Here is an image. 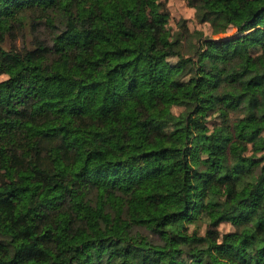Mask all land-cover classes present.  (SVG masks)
Wrapping results in <instances>:
<instances>
[{"label": "trees", "instance_id": "obj_1", "mask_svg": "<svg viewBox=\"0 0 264 264\" xmlns=\"http://www.w3.org/2000/svg\"><path fill=\"white\" fill-rule=\"evenodd\" d=\"M116 1L0 0V264H264V0Z\"/></svg>", "mask_w": 264, "mask_h": 264}, {"label": "rangeland", "instance_id": "obj_2", "mask_svg": "<svg viewBox=\"0 0 264 264\" xmlns=\"http://www.w3.org/2000/svg\"><path fill=\"white\" fill-rule=\"evenodd\" d=\"M169 14V27L176 30L177 24L185 21L189 30H199L204 35L214 39L229 38L236 35V28L230 29L224 35H212L209 24H197L193 19L194 10L190 8L185 0H118L116 2H106L99 5L79 8V17H89L99 21H110L113 19L128 16L130 20L138 27L139 36L132 41L135 48H143L148 43L146 27L150 21L163 22L162 15ZM254 64H264V55L256 57ZM205 93V92H204ZM211 106L207 101L205 107ZM180 109L176 108L175 112ZM250 124H259L258 121H251ZM221 233L229 232L233 228L228 223H221L217 228ZM27 264H43L41 262H29Z\"/></svg>", "mask_w": 264, "mask_h": 264}]
</instances>
